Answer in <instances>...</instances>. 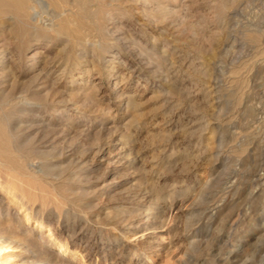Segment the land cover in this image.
I'll return each mask as SVG.
<instances>
[{
	"label": "rangeland",
	"instance_id": "obj_1",
	"mask_svg": "<svg viewBox=\"0 0 264 264\" xmlns=\"http://www.w3.org/2000/svg\"><path fill=\"white\" fill-rule=\"evenodd\" d=\"M150 1L42 0L27 20L0 15L3 204L68 264H264V0H155L173 27L134 8ZM123 78L143 95L136 114L100 98ZM12 245L0 264H39Z\"/></svg>",
	"mask_w": 264,
	"mask_h": 264
},
{
	"label": "bare ground",
	"instance_id": "obj_2",
	"mask_svg": "<svg viewBox=\"0 0 264 264\" xmlns=\"http://www.w3.org/2000/svg\"><path fill=\"white\" fill-rule=\"evenodd\" d=\"M181 1V0H180ZM185 1V0H184ZM189 1V0H188ZM196 1V0H195ZM37 3V4H39V5H42V0H0V15L1 14H4V13H8V11L9 10H13V9H16V10H19V11H21L23 14H22V18L20 19V21H23V18H24V20H25V15H26V13H27V10L31 7V5H32V3ZM108 2V1H107ZM159 2V1H158ZM158 2H156L155 0H151L150 2H147V3H144V2H138L137 3V5L136 6H134V8H136V9H139L141 12L143 11H146V12H148V13H150V14H152V15H158L159 16V18L161 19V20H167L168 21V24H167V26H172L173 24H172V21L173 20H170V18L172 17V11H171V7H170V5L168 6V5H162V4H160V3H158ZM183 2V1H182ZM179 4H181V3H179ZM132 5V4H131ZM176 7V6H175ZM197 7V6H196ZM200 7V6H199ZM174 8V7H173ZM173 8H172V10H173ZM31 9V8H30ZM180 9V8H179ZM178 9V10H179ZM203 10V9H202ZM127 11V10H126ZM140 12V13H141ZM190 13V12H189ZM136 14H138V13H136ZM140 15V14H139ZM142 16V15H141ZM140 16V17H141ZM201 16V15H200ZM9 17V16H8ZM139 17V18H140ZM10 18V17H9ZM138 18V19H139ZM204 18V17H203ZM8 19V18H7ZM141 19V18H140ZM176 19H177V17H176ZM175 19V20H176ZM26 20H27V18H26ZM151 20V19H150ZM203 20V19H202ZM191 21V20H190ZM199 21V20H198ZM193 23V22H192ZM3 24V23H2ZM1 24V25H2ZM105 24V23H104ZM176 24V23H175ZM111 25V24H110ZM139 25H140V23H139ZM144 25V24H143ZM193 25V24H192ZM108 26V25H107ZM142 26V25H141ZM137 27V26H136ZM155 27V26H154ZM169 27V28H170ZM173 27V26H172ZM5 28H7V27H5ZM113 28V27H112ZM140 28V27H139ZM162 28V27H161ZM13 30V29H12ZM110 30V29H109ZM147 30V29H146ZM203 30V29H202ZM7 31V30H6ZM140 31V30H139ZM166 31V30H165ZM5 32V31H4ZM8 32H9V30H8ZM66 32V31H65ZM68 32V31H67ZM149 33H150V31H148ZM157 32H159V34H160V37H164L163 35H162V32H160V30L159 29H157ZM173 32V31H172ZM177 32V31H176ZM130 33V32H129ZM141 33V32H140ZM166 33V32H165ZM168 33V32H167ZM166 33V34H167ZM112 34V33H111ZM139 34V33H138ZM143 34V33H142ZM158 34V35H159ZM165 34V35H166ZM177 34V33H176ZM37 35V34H36ZM131 35V34H130ZM140 35V34H139ZM144 35V34H143ZM3 36V35H2ZM11 36V35H10ZM12 36H13V34H12ZM74 36V35H73ZM118 36V35H117ZM136 36V35H135ZM134 36V38H136ZM31 37V36H30ZM79 37V36H78ZM140 37V36H139ZM8 38H11V37H9L8 36ZM71 38V37H70ZM95 38V37H94ZM151 38H153V36L151 37ZM174 38V37H173ZM63 39V38H62ZM125 39V38H124ZM142 39V38H141ZM157 39V38H156ZM160 39V38H159ZM162 39H165V38H162ZM1 40V39H0ZM89 40V39H88ZM91 40V39H90ZM121 41V40H120ZM168 41V40H167ZM26 42V41H25ZM158 42V41H157ZM160 42V41H159ZM170 42V41H169ZM151 43V42H150ZM168 43V42H167ZM87 44H89V43H87ZM123 44V43H122ZM125 44V43H124ZM127 44V43H126ZM153 44V43H152ZM164 44V43H163ZM91 45H93V44H91ZM98 44H96V46H97ZM130 45V44H129ZM166 45H168V44H166ZM11 46V45H10ZM89 46V45H88ZM154 46V45H153ZM158 46V45H157ZM20 47V46H19ZM99 47H101V46H99ZM146 47V46H145ZM168 47V46H167ZM171 47H173V45H171ZM170 47V48H171ZM179 47V46H178ZM95 48V47H94ZM127 48V47H126ZM170 48H169V50H170ZM3 49H5V48H3ZM17 49V48H16ZM83 49V48H82ZM81 49V50H82ZM101 48H99V50H100ZM116 49H117V47H116ZM154 49V48H153ZM2 50V49H1ZM10 50V49H9ZM156 50H158V49H156ZM6 51V50H5ZM25 51V50H24ZM43 51V50H42ZM76 51H78V50H76ZM152 51H154V50H152ZM176 51V50H175ZM11 52V51H10ZM87 52H89V51H87ZM91 52V51H90ZM101 52V51H100ZM103 52V51H102ZM7 53V52H6ZM42 53V52H41ZM77 53V52H76ZM79 53H80V51H79ZM104 53V52H103ZM103 53H101L102 55H103ZM177 53V52H176ZM78 54V53H77ZM168 54V53H167ZM28 55V59H29V61L32 63V64H34V63H36V62H38L40 59H41V55L39 54V53H37L36 51H30L29 52V54H27ZM91 55V54H90ZM105 55V54H104ZM115 53L114 54H112L111 55V57H109L110 59H107L106 58V60H104V62L105 63H108V64H111L114 60H115ZM4 56V55H3ZM45 56V55H44ZM5 57V56H4ZM82 57V56H81ZM85 57V56H84ZM94 57V56H93ZM92 57V58H93ZM104 57V56H103ZM7 58V57H6ZM24 59H25V57H24ZM58 59V58H57ZM64 59V58H63ZM48 60V59H47ZM95 60V59H94ZM140 60V59H139ZM24 61V60H23ZM68 61H69V59H68ZM7 62V61H6ZM43 62V61H42ZM41 63V62H40ZM51 63V62H50ZM57 63V62H56ZM55 63V65H52V66H49V67H52V69H51V71H55L56 70V68H58V64H56ZM1 64V63H0ZM68 64V63H67ZM107 64V65H108ZM114 64V63H113ZM117 64V63H116ZM8 65V64H7ZM65 65V64H64ZM104 65H106V64H104ZM130 65V64H129ZM39 66V65H38ZM143 66V65H142ZM178 66V65H177ZM4 67V66H3ZM47 67V66H46ZM104 67V66H103ZM109 67V66H108ZM2 68V67H1ZM16 68V67H15ZM87 68V67H86ZM90 68V67H89ZM146 68V67H145ZM185 68V67H184ZM12 69V68H11ZM92 69V68H91ZM112 69V68H111ZM172 69V68H171ZM48 70V69H47ZM62 70V69H61ZM64 70V69H63ZM113 70V69H112ZM59 71V70H58ZM103 71V70H102ZM43 72L45 73V70L43 69ZM42 72V73H43ZM138 71H137V68L136 67H132L131 69H129V72H128V76L129 77H134V76H136ZM38 73H39V71H38ZM50 73V72H49ZM63 74V73H62ZM107 74V73H106ZM108 74H109V72H108ZM127 74V73H126ZM42 75V74H41ZM61 75V74H60ZM115 75V74H114ZM122 75V74H121ZM17 76V75H16ZM48 76V75H47ZM84 76V75H83ZM88 76V75H87ZM65 77V76H64ZM123 77V76H122ZM140 77V76H139ZM41 78V77H40ZM52 78V77H51ZM54 78V77H53ZM162 78V77H161ZM71 79H73L72 77H71ZM77 79H79V81L78 82H74V84H76V85H81L82 84V78H81V76H78L77 77ZM124 79L125 78H123V81L122 82H120V83H115L113 86H111V87H109L107 90H104V89H101L100 91H99V95H100V98H101V100L102 101H104V100H107L106 101V103L109 101V102H112L114 105H115V110L117 111L116 113H118V112H120V110L119 109H123L124 110V112L123 111H121V112H123V113H120V114H124L125 113V111L126 110H132V112H135V114H136V112H138V110H139V108L143 105V101H142V93L141 94H139L138 93V95L134 92V93H131L130 92V90H129V85H127L126 84V82L124 81ZM160 79V78H159ZM47 80V79H46ZM57 80V79H56ZM122 80V79H121ZM161 81V80H160ZM2 82V81H1ZM8 82H9V77L6 79V82H5V85L6 84H8ZM119 82V81H118ZM47 83V82H46ZM49 83V82H48ZM66 83V82H65ZM35 84V83H34ZM87 84V83H86ZM65 85V84H64ZM85 85V84H84ZM83 85V86H84ZM75 86V85H74ZM43 87V82H40L39 83V85H37V87H36V89H40V88H42ZM18 88V87H17ZM61 88V87H60ZM84 88V87H83ZM33 89H34V87H33ZM59 89V88H58ZM70 89V88H69ZM86 90V89H85ZM13 91V90H12ZM41 91V90H40ZM79 91V90H78ZM8 92V91H7ZM38 92V91H37ZM84 92V91H83ZM10 95V94H9ZM20 95V94H19ZM63 95V94H62ZM62 95H61V97H62ZM64 96V95H63ZM58 97H60V96H58ZM24 98V97H23ZM66 98H68V97H66ZM99 98V97H98ZM97 98V99H98ZM168 99V98H167ZM78 100V99H77ZM162 100V99H161ZM15 101H17L16 99H15ZM67 101V100H66ZM14 102V101H13ZM21 102V101H20ZM25 102V101H24ZM28 102H31V101H28ZM77 102V101H76ZM97 102H99V101H97ZM43 104H44V102H42ZM26 104V103H25ZM40 104V103H39ZM61 104H63V103H61ZM99 104V103H98ZM108 104V103H107ZM146 104V103H145ZM168 104V103H167ZM28 105H30V104H28ZM31 105H32V103H31ZM49 104H47V106H48ZM50 106V105H49ZM76 105H74V103H72V102H70V103H67V105L66 106H64L66 109H69V110H74L76 107H75ZM31 107V106H30ZM33 107V106H32ZM38 107V106H37ZM40 107V106H39ZM56 107V106H55ZM26 108V107H25ZM54 108V107H53ZM79 108V107H78ZM29 109V108H28ZM31 109V108H30ZM49 109V108H48ZM81 109V108H80ZM141 110V109H140ZM57 111V110H56ZM62 111H63V109H62ZM75 111H77V110H75ZM79 111V110H78ZM161 111V110H160ZM43 112V111H42ZM41 112V113H42ZM74 112V111H73ZM130 112V111H129ZM71 113V112H70ZM147 113V112H146ZM158 113V112H157ZM127 114V113H126ZM133 114V113H132ZM153 114V113H152ZM56 115V114H55ZM54 114H53V116H55ZM78 115V114H77ZM143 115H145L144 113H143ZM154 115V114H153ZM25 116V115H24ZM51 116V115H50ZM49 116V117H50ZM73 116V115H72ZM148 116V115H147ZM27 117V116H26ZM43 117V116H42ZM78 117V116H77ZM150 117V116H149ZM155 117V116H154ZM54 118V117H53ZM128 118H129V116H128ZM137 118V117H136ZM139 118V117H138ZM148 118V117H147ZM52 119V118H51ZM144 119V118H143ZM149 119V118H148ZM153 119V118H152ZM165 119V118H164ZM29 120V119H28ZM47 120H50V119H47ZM57 120V119H56ZM137 120H139V119H137ZM150 121H151V119H149ZM156 120V119H155ZM128 121V120H127ZM132 121V120H131ZM160 121V119L158 120V122ZM168 122H169V120H167ZM166 121V122H167ZM54 122V121H53ZM157 122V123H158ZM165 122V121H164ZM24 123H26V122H24ZM59 123V122H58ZM136 123V122H135ZM134 123V124H135ZM138 123V122H137ZM151 124V125H153L152 126V129L153 128H156L157 126H158V124ZM30 124H32V123H30ZM45 124V123H44ZM52 124V123H51ZM133 124V125H134ZM38 125V124H37ZM53 125V124H52ZM148 125V124H147ZM162 125V124H161ZM131 126V125H130ZM135 126H137V125H135ZM139 126V125H138ZM140 126H141V124H140ZM160 126V125H159ZM35 127V126H34ZM150 127V126H149ZM166 127V126H165ZM38 128V127H37ZM142 128V127H141ZM130 130V129H129ZM135 130V129H134ZM163 130V129H162ZM158 131V130H157ZM29 132V131H28ZM32 132V131H31ZM137 132V131H136ZM135 133V132H134ZM133 133V134H134ZM147 133V132H146ZM157 133V132H156ZM2 134V133H1ZM33 134V133H32ZM129 134V133H128ZM131 134V133H130ZM139 134V133H138ZM150 135V134H149ZM119 136V135H118ZM128 136H130V135H128ZM133 136V135H132ZM130 138H131V136H130ZM133 138H134V136H133ZM58 139H60V138H58ZM132 139V138H131ZM116 140V139H115ZM121 140V139H120ZM58 141V140H57ZM118 141V140H117ZM129 141H131V140H129ZM114 142V141H113ZM116 142V141H115ZM117 143H119V142H117ZM125 143V142H124ZM116 144V143H115ZM121 144V143H120ZM49 145H50V143H49ZM119 145V144H118ZM128 145V144H127ZM2 146V145H1ZM116 146V145H115ZM160 146V145H159ZM119 147V146H118ZM126 147V146H125ZM129 147V146H128ZM45 148V147H44ZM103 148H104V146H103ZM107 148V147H106ZM105 148V149H106ZM118 149H120V148H118ZM124 149V148H123ZM122 149V150H123ZM129 150H131V148H128ZM51 150V149H50ZM111 150H112V148H111ZM121 150V149H120ZM1 151H4V149H2ZM99 151H101V150H99ZM108 151V150H107ZM110 151V150H109ZM108 151V152H109ZM117 151V150H116ZM116 151H115V153H116ZM128 151V150H127ZM111 152V151H110ZM113 152V151H112ZM118 152V151H117ZM107 153V152H106ZM130 153V152H129ZM133 153V152H132ZM9 154H11V153H9ZM94 154H96L97 155V153H94ZM103 154H104V152H103ZM120 155H122V154H120ZM125 155V154H124ZM95 156V155H94ZM104 156V155H103ZM117 156V155H116ZM123 156V155H122ZM8 157V156H7ZM101 157V156H100ZM116 158V157H115ZM114 158V159H115ZM133 158H134V156H133ZM132 158V159H133ZM4 159V158H3ZM93 159H95V158H93ZM121 159V158H120ZM135 159V158H134ZM137 159V158H136ZM53 160V159H52ZM119 160V159H118ZM138 160H139V158H138ZM98 161V160H97ZM120 161V160H119ZM127 161V160H126ZM130 161V160H129ZM135 161H137V160H135ZM20 162V161H19ZM83 162H84V160H83ZM110 162H111V160H110ZM128 162V161H127ZM139 162V161H138ZM12 163V162H11ZM131 163V162H130ZM80 164H81V162H80ZM93 164V163H92ZM136 164V163H135ZM2 165V164H1ZM79 165V164H78ZM85 165H87L86 163H85ZM118 165V164H117ZM89 166V165H88ZM150 166V165H149ZM3 167V166H2ZM86 167V166H85ZM132 167V166H131ZM87 168V167H86ZM133 168V167H132ZM10 170V169H9ZM83 170V169H82ZM94 170V169H93ZM118 170V169H117ZM110 172V171H109ZM108 172V173H109ZM84 173V172H83ZM112 173V172H111ZM25 175V174H24ZM110 183V182H109ZM105 186V185H104ZM109 186V185H108ZM106 190V189H105ZM100 191H101V189H100ZM97 193V192H96ZM99 193V192H98ZM2 195V194H1ZM5 196V195H4ZM3 196V197H4ZM147 198V197H146ZM5 199V198H4ZM2 197H0V220H4V221H6L7 222V224H8V228L6 229V230H2V229H0V251L1 250H3V248L4 247H6L7 245H9V244H13L14 246H22L25 250H27V251H29L30 253H32V256H39L40 257V259H39V264H68V263H66V261L64 260V259H60V254H57L56 256H55V258H52V257H47V256H45L46 254L43 252V249L44 248H46V247H48L47 246V244L49 243V240H46L45 238H43L42 236H40V235H38V234H35V235H33L32 234V232L29 230V228L27 227V225H26V221H27V216L25 215V218H23V220H22V218H20V216H18V215H16L14 212H12V207L10 206V204H11V202H10V204L9 203H7L8 205L7 206H5L3 203V200H4ZM8 200V199H7ZM137 202V201H136ZM133 203V202H132ZM158 203V202H157ZM137 204V203H136ZM131 206V205H130ZM132 206H134V205H132ZM129 207V206H128ZM156 207H158V206H156ZM15 208V207H14ZM153 209V208H152ZM15 211V210H14ZM29 213V212H28ZM143 221V220H142ZM14 223H17V225H15L16 227H17V230H20V232L21 233H19V235L18 234H16V235H14L13 233V229L11 230V224H14ZM129 223H131V222H129ZM133 223H135V222H133ZM137 223V222H136ZM29 224V223H28ZM126 224V223H125ZM37 225H39V224H37ZM127 225V224H126ZM132 227H136V226H133V225H129V227L128 228H132ZM32 229V228H31ZM37 229V228H36ZM41 234V233H40ZM143 240V239H142ZM152 243V242H151ZM3 244H6V245H3ZM12 245V246H13ZM52 246V245H51ZM11 247V246H10ZM62 248H61V252L62 251H64L65 250V247H63V246H61ZM2 252V251H1ZM59 253V252H58ZM31 255V254H30ZM30 259H32V258H30ZM34 259H36V258H34Z\"/></svg>",
	"mask_w": 264,
	"mask_h": 264
}]
</instances>
